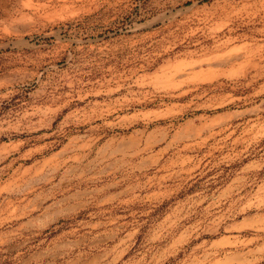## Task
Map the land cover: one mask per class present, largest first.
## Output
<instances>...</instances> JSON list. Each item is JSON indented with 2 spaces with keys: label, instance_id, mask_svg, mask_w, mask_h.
Instances as JSON below:
<instances>
[{
  "label": "rangeland",
  "instance_id": "374dc122",
  "mask_svg": "<svg viewBox=\"0 0 264 264\" xmlns=\"http://www.w3.org/2000/svg\"><path fill=\"white\" fill-rule=\"evenodd\" d=\"M0 264H264V0H0Z\"/></svg>",
  "mask_w": 264,
  "mask_h": 264
}]
</instances>
